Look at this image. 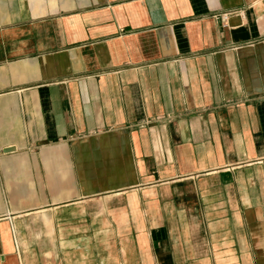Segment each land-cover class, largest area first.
<instances>
[{
  "label": "crops",
  "instance_id": "crops-1",
  "mask_svg": "<svg viewBox=\"0 0 264 264\" xmlns=\"http://www.w3.org/2000/svg\"><path fill=\"white\" fill-rule=\"evenodd\" d=\"M0 264H264V0H0Z\"/></svg>",
  "mask_w": 264,
  "mask_h": 264
},
{
  "label": "built area",
  "instance_id": "built-area-1",
  "mask_svg": "<svg viewBox=\"0 0 264 264\" xmlns=\"http://www.w3.org/2000/svg\"><path fill=\"white\" fill-rule=\"evenodd\" d=\"M233 13V11L224 12L221 14H217L215 17L217 20L221 22L222 25H226L227 20L229 19L230 15Z\"/></svg>",
  "mask_w": 264,
  "mask_h": 264
},
{
  "label": "water",
  "instance_id": "water-1",
  "mask_svg": "<svg viewBox=\"0 0 264 264\" xmlns=\"http://www.w3.org/2000/svg\"><path fill=\"white\" fill-rule=\"evenodd\" d=\"M8 150H13V148H9Z\"/></svg>",
  "mask_w": 264,
  "mask_h": 264
}]
</instances>
